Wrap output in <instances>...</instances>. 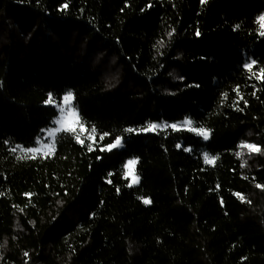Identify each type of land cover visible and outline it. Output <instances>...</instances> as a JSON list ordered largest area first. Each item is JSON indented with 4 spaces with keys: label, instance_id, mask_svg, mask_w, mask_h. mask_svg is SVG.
Segmentation results:
<instances>
[{
    "label": "trees",
    "instance_id": "1",
    "mask_svg": "<svg viewBox=\"0 0 264 264\" xmlns=\"http://www.w3.org/2000/svg\"><path fill=\"white\" fill-rule=\"evenodd\" d=\"M263 14L264 0H0V264H264ZM66 92L84 132L26 151Z\"/></svg>",
    "mask_w": 264,
    "mask_h": 264
},
{
    "label": "rangeland",
    "instance_id": "2",
    "mask_svg": "<svg viewBox=\"0 0 264 264\" xmlns=\"http://www.w3.org/2000/svg\"><path fill=\"white\" fill-rule=\"evenodd\" d=\"M261 23H264V21H261ZM67 93L69 92H66L58 103H54L55 107L57 108V115L53 119V125L44 130L42 138L38 140L36 147L32 148L35 149V151H32V153L46 154L52 152L55 146L56 135L61 131L80 129L81 133L84 132L85 127L79 123L78 111L73 104V94L70 102H65L63 99ZM170 125H176L179 127L183 125V123H173ZM56 129L59 130L56 131ZM127 173H129L127 176L129 177L131 184H136L139 182V180L138 182H133L134 178L138 177L135 172V165L129 166Z\"/></svg>",
    "mask_w": 264,
    "mask_h": 264
},
{
    "label": "snow or ice",
    "instance_id": "3",
    "mask_svg": "<svg viewBox=\"0 0 264 264\" xmlns=\"http://www.w3.org/2000/svg\"><path fill=\"white\" fill-rule=\"evenodd\" d=\"M205 2H206V0H201V3L202 4L205 3ZM67 7H68L67 4H65V5L62 6V8H65V9ZM260 21H264V15H261L260 17H258V22H260ZM261 27L264 28V23H261ZM169 35H171V33H169ZM197 35H199V33H197ZM260 35L264 36V32H261ZM254 64H255V61H252L251 64H246L245 65V68H251L252 65H254ZM71 98H72V93L69 92V93H67L65 95V97L63 99H64L65 102H70ZM51 99H52V97H51V94H50L49 95V100H51ZM184 123L185 124H188V123H190V121H187L186 120ZM156 127H159V126L158 125H149L146 129H142L141 131H151V130L155 129ZM170 127H172L173 129H176L177 128L176 125H170ZM58 130L59 129H56V131H58ZM93 131H95V129H93ZM126 131L127 132H133L134 130L133 129H126ZM195 131L197 132V134L202 135L203 136V139H205V140L209 139V132H210V130H205V129L200 128V129H195ZM107 135H108L107 133L103 134L100 137V139H103L104 136H107ZM122 145H123V138L122 137H116V139L112 143H109V144L106 145V149L109 150V151H111V150H113V149H115L117 147H120ZM241 146L247 147L250 150L259 151V148L256 145L243 144V142H242V145ZM178 147H179V145H178ZM89 148L91 150V147L90 146H89ZM101 150L103 151L104 149L102 148ZM185 150L187 151L188 149H185ZM26 151L32 152V151H35V149H27ZM237 155H239V153ZM212 159L214 160L215 157H213ZM205 160H206V162H208V156H207V154H205ZM136 163H137V160L136 159H132V160L127 161V163L124 165V167L126 169H128L129 166H134ZM242 167H243V164H242ZM128 174L129 173L126 172L125 173V177H127ZM138 180H139V177H135L133 182H138ZM129 186H131V184H129ZM257 187H261V186L260 185H257ZM118 191H119V189H118ZM237 195H239V194H237ZM143 203L150 204L151 201L149 199H144L143 200ZM25 255L27 256V253H25Z\"/></svg>",
    "mask_w": 264,
    "mask_h": 264
}]
</instances>
